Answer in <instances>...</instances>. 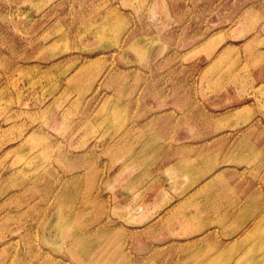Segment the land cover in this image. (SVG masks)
<instances>
[{"label":"rangeland","instance_id":"rangeland-1","mask_svg":"<svg viewBox=\"0 0 264 264\" xmlns=\"http://www.w3.org/2000/svg\"><path fill=\"white\" fill-rule=\"evenodd\" d=\"M0 264H264V0H0Z\"/></svg>","mask_w":264,"mask_h":264}]
</instances>
